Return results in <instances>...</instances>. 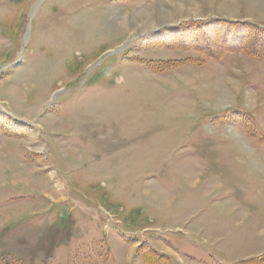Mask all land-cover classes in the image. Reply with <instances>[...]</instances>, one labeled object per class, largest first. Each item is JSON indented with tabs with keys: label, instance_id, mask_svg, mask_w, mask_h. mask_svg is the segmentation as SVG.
Wrapping results in <instances>:
<instances>
[{
	"label": "rangeland",
	"instance_id": "rangeland-1",
	"mask_svg": "<svg viewBox=\"0 0 264 264\" xmlns=\"http://www.w3.org/2000/svg\"><path fill=\"white\" fill-rule=\"evenodd\" d=\"M219 22L264 0H0V264H264V59Z\"/></svg>",
	"mask_w": 264,
	"mask_h": 264
},
{
	"label": "trees",
	"instance_id": "trees-1",
	"mask_svg": "<svg viewBox=\"0 0 264 264\" xmlns=\"http://www.w3.org/2000/svg\"><path fill=\"white\" fill-rule=\"evenodd\" d=\"M221 23L223 26L221 27V29L224 28H231L232 30V34L233 37H237V35H240V39L238 41V43L233 42L232 46L234 49L227 47L224 48V44L226 43L225 41H223L219 44V47L221 45L222 49H220V51H226V52H231L234 50H242L244 52H251L253 54V57H257V58H263L264 59V27H259V26H255L251 23H244L242 25H240L239 23H228V22H219ZM205 29H207V26L202 25ZM180 29L179 33H183L182 35L187 37L186 31H189V34L192 33L193 31L197 32V37L198 35H201V25L199 24H194V25H185V26H181L178 27ZM195 29V30H194ZM177 30V28H176ZM178 33V31H177ZM188 34V35H189ZM195 42H194V47L199 51V52H203L202 49V39H198V38H194ZM201 52V53H202ZM204 55V52L202 53ZM223 55V54H222ZM209 58L212 59H219L218 53H211L208 55H205ZM258 261H264L263 259L258 260Z\"/></svg>",
	"mask_w": 264,
	"mask_h": 264
},
{
	"label": "bare ground",
	"instance_id": "bare-ground-1",
	"mask_svg": "<svg viewBox=\"0 0 264 264\" xmlns=\"http://www.w3.org/2000/svg\"><path fill=\"white\" fill-rule=\"evenodd\" d=\"M171 3V2H170ZM175 8V7H174ZM151 12H153L154 13V9H152V10H149L148 9V12H146L145 13V15H144V17H145V19H144V21L143 22H141V23H138V26L137 27H134L135 29H134V31L136 30V28H138V27H140V25L141 26H143V28H145V27H147V26H149L150 24H151V22H149V21H151L152 19H153V17H154V15L155 16H159V17H162V14L163 13H161V12H158L157 14H154V15H152L151 14ZM176 12V11H175ZM182 12V11H181ZM156 13V12H155ZM164 16V15H163ZM167 16V15H166ZM123 17L121 16V15H118V14H116V13H113V15L111 16V19L117 24V25H119L118 27H120V28H124V27H127L126 26V21L127 20H125L124 18L122 19ZM166 18V17H165ZM169 18V17H168ZM142 19V18H141ZM163 19V18H162ZM134 21H135V19H134ZM153 21V20H152ZM133 31V30H132ZM217 92V91H216Z\"/></svg>",
	"mask_w": 264,
	"mask_h": 264
}]
</instances>
